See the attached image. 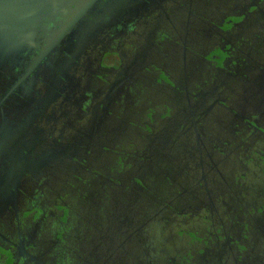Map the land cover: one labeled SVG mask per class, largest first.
Here are the masks:
<instances>
[{"label": "flooded vegetation", "instance_id": "1", "mask_svg": "<svg viewBox=\"0 0 264 264\" xmlns=\"http://www.w3.org/2000/svg\"><path fill=\"white\" fill-rule=\"evenodd\" d=\"M252 1L0 0V264H115L125 248L121 259L142 254L129 242L134 228L146 237L139 219L113 215L104 193L122 201L116 173L141 150L136 132L150 130L159 114L188 125L201 146L204 118H184L192 92L183 105L166 97L187 77L188 55L196 70L214 50L206 45H247L237 32ZM247 212L263 214L264 202ZM193 232L216 237L185 240L179 263H189L192 249L207 262L205 246L223 235ZM140 241L149 259L160 253ZM169 242L165 250L176 248ZM246 250L251 264L257 248L248 243L235 244L227 259L241 264Z\"/></svg>", "mask_w": 264, "mask_h": 264}, {"label": "rangeland", "instance_id": "2", "mask_svg": "<svg viewBox=\"0 0 264 264\" xmlns=\"http://www.w3.org/2000/svg\"><path fill=\"white\" fill-rule=\"evenodd\" d=\"M252 4L244 22L246 25L237 32L240 37L247 40V45H234V47L233 45H206L205 50H213L212 47L214 50L210 52L206 62L197 65L196 70L192 68V62L197 57L188 55V68L184 67L181 72L187 77H184L185 79L177 77L178 83L171 95L170 90H167L170 98H166L173 106L186 103L185 95L192 92L187 102V109L185 108L187 111L184 118L187 117L190 123L195 124L200 119L199 116L204 118L205 136H202L201 146L192 138L191 131L187 130L188 125L184 127L183 124L179 126L174 123L170 128L168 116L162 118L160 114L157 115L154 126L151 125L152 130L144 127L136 132V139L138 144H141L139 145L141 150L128 160L127 163L130 166H127L123 174L116 173L121 180V184L116 185L121 186L119 188L122 201L119 200L117 204L118 200L116 201L115 194L111 192L104 193L106 198L102 200L109 202L113 215L121 218L120 213L123 212L124 220L139 219V225L143 228L139 231L146 237L139 239L134 228L129 234V242L132 245L133 240L136 239L135 241L143 249L140 252L142 254L133 257L132 260L121 259L120 257L129 255L128 249L125 248L115 255V264H182V261L180 263L179 261L187 252V239L202 238L206 241L210 236L216 237L214 234L208 237L195 236L193 231L196 228L205 230L221 228L223 235L220 243L211 241L213 246H205L206 253L211 255L207 262L196 253L195 249H192L189 252L191 257L188 256L187 259L190 260L188 264H235L234 261L227 259L228 255L234 253L235 244L247 245V243L252 248H257V252H253L254 262L251 264H261L264 260V213L259 215V213L250 212L251 214H248L246 210L257 207L259 203L256 200L264 202V185L255 186L250 181V175H243L239 181L232 182L235 184L233 187L235 190L229 193L228 189L224 190L228 187L223 186L225 184L221 178L219 183L221 187H224L221 194L213 197L212 203H209L211 200L206 196L209 188L214 187L215 182H218L212 174L214 176L219 171H224V168L228 169L227 157L234 152H230L233 146H236L234 154L239 162L229 171L233 179L237 178L239 173H247L243 162L248 167V163H251L248 161L251 159L249 156L254 157L256 161L258 149L264 148L262 146L264 141L253 138L258 134L260 140L264 138V0L252 1ZM217 54L220 57H217ZM214 65H217L219 70L216 67L213 68ZM159 102H163V99L157 100V107ZM244 113H246L245 116ZM207 124L211 128H206ZM245 125L247 130L244 128ZM229 127L232 131L234 130L232 135L236 139L226 135L223 138L222 135L217 137L219 130L228 131ZM248 129L251 131L250 135L247 132ZM241 132L244 133L239 135ZM241 137L245 138L244 141H239ZM199 154H203L204 161L193 164L198 161ZM200 170H204V174H201ZM255 170L257 169H253V175L259 174ZM163 184L164 188L170 186L173 197H164L161 189L158 190ZM126 187L128 191L125 190ZM98 190H93L96 200H100ZM182 190L188 192L187 199L190 206L206 204L203 207L208 208L209 212L202 214L197 210L193 213L192 208L184 203V207L180 208L184 209L182 210L184 214L181 213L183 216H180L183 219L169 222L167 213L175 210V204L178 206V202L181 204L186 199L185 194L181 195ZM129 202H134L136 208L134 206V209L128 210V207H133ZM196 212L200 214L196 216ZM93 222L100 223L96 214H93ZM183 223L186 224L183 225ZM244 224H248L249 228L244 230L240 228ZM182 226L186 228V233L181 230ZM179 235H183L185 239L180 238ZM180 239L183 244L179 242ZM140 240H146V245L151 244L155 252L160 253L153 252V256L149 259ZM172 240L176 248L165 250L163 247L165 242ZM247 255L246 250L242 255L243 263L241 264H247Z\"/></svg>", "mask_w": 264, "mask_h": 264}, {"label": "water", "instance_id": "3", "mask_svg": "<svg viewBox=\"0 0 264 264\" xmlns=\"http://www.w3.org/2000/svg\"><path fill=\"white\" fill-rule=\"evenodd\" d=\"M245 114L246 113H244V116H245ZM240 118V117H239ZM241 123H244V122H242L241 121ZM244 128L247 130V125H245L244 126ZM234 131V130H233ZM232 130H231V127H229V129H228V131L226 130V131H221V130H219L218 132H217V137H219V136H221L222 135V138H223V136L224 135H226L227 137L229 136L231 139H236V137H234L232 134H234V132H233ZM231 132V133H230ZM248 134L250 135V133H251V131H250V129H248ZM230 133V134H229ZM240 135V134H239ZM253 136H256L255 134H252ZM251 135V136H252ZM247 138H248V136H247ZM253 138H258L259 139V141H264V138L263 139H261L260 140V135L258 134L256 137H253ZM244 137H241V139H239V141L241 140V141H244ZM259 144H260V142H259ZM262 146H264V143H263V145ZM235 149H236V146H233L231 149H230V152L231 151H234L235 152ZM234 152H232V155L230 156V157H227V163H226V167L228 168V169H226V168H224V171H219L218 172V174H215L214 176H213V174H212V177L215 179V180H218V182L216 181L215 182V185H214V187H211V188H209V192L207 193V197H209V199L211 200V202H213V197H218V195L219 194H221V192H222V190H223V188L224 187H221L220 186V183H219V179H223L224 180V184L225 185H223V186H226V187H228V188H225L224 190H226V189H228L229 190V193L230 192H233V190H235L233 187H235V184H232V182H234V180H235V182L236 181H239L240 180V178H243V175L244 176H251V177H249L250 178V181L251 182H253V184L255 185V186H260V185H264V174H262V170H264V148L263 147H260L259 149H258V153H257V157L258 158H255L256 159V161H254V157H251V156H249L251 159L250 160H248V161H251V163H248V167H247V164L245 163V162H243V164H244V169L245 170H247V173H239L237 176V178H232V175H230V170H231V168H234L236 165H237V163H239L238 161H237V158L235 157L236 155L234 154ZM204 161V157H203V155H200V157H199V159H198V161H195V162H193V164H196L197 162H203ZM205 161H206V159H205ZM212 161V160H211ZM212 163V162H211ZM216 165V164H215ZM240 165V164H239ZM194 167H196L195 165H194ZM257 169V171L256 172H259V174H257V175H253V173H254V171H253V169ZM226 169V170H225ZM201 172V174H204V170H200ZM253 175V176H252ZM203 176V175H202ZM211 177V176H210ZM235 177V176H234ZM219 183V184H218ZM230 183H231V185H230ZM167 186H169L168 184H167ZM221 188V189H220ZM211 190V191H210ZM173 192L172 190H171V188H170V186L169 187H165L164 189H162L161 190V193H163V196L164 197H167V193H168V198L170 197L171 198V196H172V194L171 193ZM194 192V191H193ZM182 194H185L186 195V199H184L183 201L184 202H182L181 204H180V202H178L179 203V205L177 206V204H175L176 206V208L177 207H179V211L175 208V210H173L172 211V213H173V215L175 216V217H177V220L178 219H183V218H180V216H183L182 214H184L183 212H182V210H184V209H180L182 206L184 207V205H187L189 208H192V210H193V213H194V211H197V212H202V213H204L205 211H207V212H209L207 209H204V207H203V205L204 204H199V206H197V207H195V205L193 204V206H190L191 204H189L188 203V199H187V197H188V192H186V190H184V191H181V195ZM173 197V196H172ZM185 197V196H184ZM257 197V196H256ZM259 204H261L263 201H259V200H256ZM185 203V204H184ZM184 204V205H183ZM206 205V204H205ZM204 205V206H205ZM174 208V207H173ZM248 209V208H247ZM246 209V210H247ZM196 212V213H197ZM182 213V214H181ZM198 214H200V213H197V215ZM174 221V220H173ZM170 226V225H169ZM169 226H168V228H169ZM161 231H162V229H161Z\"/></svg>", "mask_w": 264, "mask_h": 264}]
</instances>
